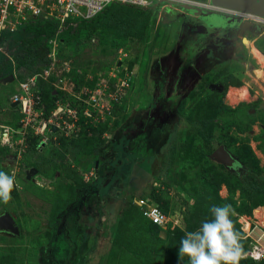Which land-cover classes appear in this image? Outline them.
<instances>
[{"label":"rangeland","instance_id":"rangeland-1","mask_svg":"<svg viewBox=\"0 0 264 264\" xmlns=\"http://www.w3.org/2000/svg\"><path fill=\"white\" fill-rule=\"evenodd\" d=\"M169 4H159L146 21L133 13L116 20L114 27L85 39L79 49H67V59L55 55L54 62L39 71L61 93L55 102L76 108V151L70 142L67 152L55 144L56 136L66 131L59 122L56 130H48L46 143L37 150L44 154L30 179L20 168L29 165L23 155L17 162L9 150L0 155V171L15 174L11 198L0 203V213L7 211L22 231V235L0 231V264H186L178 259L179 244L170 242L167 232L151 241L145 239L141 216L129 217L130 200L141 197L158 206L149 195L159 194V205H167L166 223L160 227L172 229L183 227L192 196L207 189L201 178L207 167L215 166L229 181V186L222 183L218 190L221 205L224 197L235 204L240 200L233 173L242 175L245 170L248 174L250 167L251 175L264 186V64L251 51L252 43L264 46V14L261 20L244 15L239 22L237 16L216 8H199L198 12L193 5ZM210 10L212 16L207 15ZM184 18L196 19L188 27L198 30L226 18L231 20L228 24L236 23L235 29L241 27L234 45L221 44V52L207 51L200 64L192 66L195 74L186 88L183 79L195 53L194 44L188 43V51L183 50L177 62L173 53L167 55L185 30ZM231 25L224 26L229 29ZM112 28L120 32L114 33L116 38L124 36L123 45L117 46L114 38H103ZM214 34L212 43H217L225 33ZM13 74L12 81H0V121L15 116L7 108L8 99L20 90L18 77L29 71ZM231 78L241 82L236 91H228ZM214 90L224 91L221 102L225 107L211 126L203 123L206 114L201 107ZM109 93H114V99H109ZM166 100L164 105H154ZM84 110L91 116L84 115ZM200 132L226 145L237 162L235 169L226 172L210 154L212 161L207 160ZM97 173L101 188L91 201ZM78 208L88 211L91 231L83 232L82 243L71 249L66 229L70 214ZM261 213L235 212V216L244 231L253 225L264 229Z\"/></svg>","mask_w":264,"mask_h":264},{"label":"trees","instance_id":"trees-1","mask_svg":"<svg viewBox=\"0 0 264 264\" xmlns=\"http://www.w3.org/2000/svg\"><path fill=\"white\" fill-rule=\"evenodd\" d=\"M158 6L159 4H153L149 7H137L119 2H111L100 12L89 19H76L74 21L68 19V21H66L65 27L57 33V46L55 55L58 59H67V57H69V54L67 55V49L73 48L74 51L79 49V45L84 43L85 39L90 40L92 37H96V33L102 29L114 27L116 20L121 21L122 18H126L130 13H133L140 15L143 17L144 21H146L149 18L151 12L158 9ZM57 26L58 25L56 21L47 17L39 16L29 19L17 30H2L0 32V46L4 51L2 50L0 53V79L13 72L20 73L24 70L29 71V74H23L24 77L19 76L18 78L25 79L31 75L39 73V71L43 70L44 68L46 69V67H48L52 61L51 57L49 56V53L51 52V43L48 40L55 36L57 32ZM115 32L119 31L115 28H112L111 32L108 34L104 33L102 36L107 40H113L114 38L113 41H115L116 39L118 41L117 46L123 45L125 41L124 36L116 38L114 34ZM256 47L264 54V46L261 43H258ZM75 74H77V72ZM228 85L238 87L241 85V82L236 78H231ZM33 90L34 95L39 100V106L43 111L42 117H39L38 119L47 117L54 109L56 105L55 100L61 97V93L57 91L58 89H55L54 86H52V82L50 80L46 81L42 79V77L37 78L36 85ZM223 95L224 91L214 90L205 98L201 107V109H204L205 111L204 114H206V116H204L206 120H204L203 123L213 126L214 118L225 107L221 102ZM47 97L49 98V101L46 100ZM7 106L11 112L10 114H14L15 116L0 122L16 127L17 119L20 117V114L15 107H11L9 104ZM106 129H108V126L105 129H100L98 134H103ZM72 134L73 135L70 136H65L63 134L57 135L55 138V144H57L60 149L62 147V151L67 152L68 147H66V145L67 142H70L72 144L71 149H75L76 151V135H78V132H74ZM200 136L205 142V149L203 150L205 157L210 162L212 160L208 155L218 144L215 143L212 135L210 134L208 135L205 132H200ZM38 138L39 137L37 135H32V132L30 131L26 141L27 147L23 152L24 160H27L29 165L34 166L36 169L39 168L41 164L40 158H43L44 154L43 152H38L35 148V143L37 142ZM99 141L101 143L104 142L103 139ZM7 153L8 150L5 147L0 146V155ZM118 157H120V154ZM31 158L32 160L30 161ZM226 170V172H231L228 169ZM250 172L251 168L248 167V174H246L245 170L242 175L240 173H233L234 179L237 184H239L241 190L240 200L237 204L231 201L230 198L224 197L222 199L225 204H231L235 209V212L240 215H251L254 208L264 205V186L262 182L257 180L255 176L251 175ZM201 176L202 183L206 184L205 186L207 189L199 190L198 193H195L192 196V203L190 208L186 210L183 227H173L172 229L161 228L142 215L139 207L133 202V198L130 200L129 217L134 220L138 215L141 216V220L143 222L139 223L147 233L145 239L151 241L152 238L158 236L160 232L165 231L170 238V242L179 244L181 236H183L186 231L195 230L202 219L209 217L208 209L211 205H221L220 199L218 197L220 185L223 183L226 186H229V181L225 174L218 173L214 166L212 169L207 167V169L201 173ZM98 180L97 173L96 178L92 183L93 185L91 186L93 189L90 194L91 201H93L95 193L99 191V188H101V186L99 187L98 185L100 183ZM95 184L98 186H94ZM149 197L151 200L156 201L160 211L165 212L167 205L166 202L165 204L163 203L159 205V203H161L159 194L153 192L150 193ZM93 206V203L89 204L90 208ZM84 213L85 217L83 216ZM70 216L72 218L69 220L66 230L67 234L71 237V240L67 242V245L72 249L74 247H78L82 243L83 232L91 231L90 226L87 224L91 219L88 216V211H84L81 208H78L76 213H71ZM231 219L233 221V227L240 233L242 254L247 249L248 239L242 238L243 231L241 229L240 223L237 221V216L234 215L231 217ZM19 235H22V231H20V229ZM238 264H264V259L260 260L259 262H255L248 257H240Z\"/></svg>","mask_w":264,"mask_h":264},{"label":"built area","instance_id":"built-area-1","mask_svg":"<svg viewBox=\"0 0 264 264\" xmlns=\"http://www.w3.org/2000/svg\"><path fill=\"white\" fill-rule=\"evenodd\" d=\"M111 2H119L137 7H149L155 4L178 3L191 4L199 7L210 6L207 2L199 0H0V32L2 30L14 31L29 19L43 16L56 21L57 32L48 41L51 43L49 56L54 62L57 46V33L66 25V21L76 19H88L102 10ZM248 17H255L246 14ZM71 24V22H70ZM51 62V63H52ZM50 63V64H51ZM48 73L44 71V76ZM41 74H34L25 79H20L19 92L13 93L8 104L16 102L20 117L17 119V126L13 127L7 123L0 122V146L5 147L17 162L21 159L27 147V136L29 132L39 138L35 143V148L39 151L46 143L48 130L53 132L59 122L62 124L65 136H70L77 128V111L72 105H62L58 101L50 115L42 117L43 111L39 106V100L34 95V87ZM45 78V77H44ZM116 90V89H115ZM114 90V91H115ZM109 99H114V93H109ZM84 115L91 116L87 110L82 111ZM94 120V117H93ZM141 197L133 201L140 209L143 216L148 218L158 226L164 227L166 223L165 214L158 209V206L150 204L148 200ZM242 238L248 239L247 249L241 257H248L255 262L264 259V229L257 225L250 226L243 230Z\"/></svg>","mask_w":264,"mask_h":264},{"label":"clouds","instance_id":"clouds-1","mask_svg":"<svg viewBox=\"0 0 264 264\" xmlns=\"http://www.w3.org/2000/svg\"><path fill=\"white\" fill-rule=\"evenodd\" d=\"M202 2H207L210 6L200 8H216L228 15L240 14L241 17L246 15L226 8L220 9L208 1ZM14 182V173L0 171V203L10 200ZM208 212L209 217L202 219L195 230L186 231L181 236L177 249L178 259L183 262L186 260V264H238L242 249L240 233L233 227L231 219L235 215V209L231 204H213Z\"/></svg>","mask_w":264,"mask_h":264},{"label":"water","instance_id":"water-1","mask_svg":"<svg viewBox=\"0 0 264 264\" xmlns=\"http://www.w3.org/2000/svg\"><path fill=\"white\" fill-rule=\"evenodd\" d=\"M210 3L214 6H219L222 8L230 9L233 11H237L239 13H246V14H252L260 16L264 14V0H210ZM193 7V6H192ZM194 8L198 9L195 11L200 12V7L194 6ZM211 13H207L208 16H212L214 14L213 10H210ZM205 15V13H203ZM237 16L240 20L241 15H234ZM221 19V18H220ZM218 21V20H217ZM220 21V22H219ZM220 23H227L231 20H228L227 18ZM226 24V25H227ZM215 25V24H214ZM232 25H236V23H233ZM223 26V25H222ZM14 79V74H8L0 79L1 82H10ZM16 105V102H11L10 106L14 107ZM55 130V129H54ZM210 157L215 160L218 163L223 164L226 167H233L235 165V159L230 154V152L225 148L223 144L218 145L211 153ZM96 165V163H95ZM37 169L34 166H30L29 168L25 169V176L26 179H30V176L32 174H36ZM0 231H5L12 233L14 235L19 234V228L14 222V218L7 212L3 211L0 213Z\"/></svg>","mask_w":264,"mask_h":264},{"label":"flooded vegetation","instance_id":"flooded-vegetation-1","mask_svg":"<svg viewBox=\"0 0 264 264\" xmlns=\"http://www.w3.org/2000/svg\"><path fill=\"white\" fill-rule=\"evenodd\" d=\"M187 17V16H186ZM193 18V17H192ZM222 19V18H221ZM183 20H185V24L186 25H183V29H185V30H191V28H189L188 26L190 25H193L194 23L192 22V21H195L196 19H192V21H190L189 22V20H186L185 18L183 19ZM191 20V19H190ZM221 22H223L222 20H221ZM239 22H240V20H239ZM243 22V24H245L246 25V22H248V21H242ZM196 24V23H195ZM223 25H226L225 23H222ZM221 24V25H222ZM227 25H231V24H227ZM244 26V25H243ZM236 28V26L234 25V26H232L231 25V28H225V29H222V32H224L225 34L223 35V37H221V39L220 40H218V42L216 43V41L215 42H213L212 43V39L213 38H215L216 36L214 35V36H212V38H211V36H210V38L208 39L209 41L207 42V46L202 50V51H200V53L197 55V57H196V59L192 62L191 60H190V64H189V68L188 67H186V73H185V75H184V79H183V85L185 86V88L188 86V82L190 81V79L193 77V74H195V71H194V69H193V67L192 66H194V64H200V58H202V56L203 55H206V52L208 51V53H214V51H216L217 53L218 52H221L222 51V49H221V44L223 45V47L224 46H227V47H230L231 45H234V43H236V34H237V32L239 31L238 29H241V27H238L237 29H235ZM185 30H183L182 32H184ZM220 33V32H219ZM211 40V41H210ZM239 41H240V39H239ZM218 43H220V44H218ZM178 54V55H177ZM177 54H174V56H173V58H174V62H177L178 60H180V58L178 57L180 54L179 53H177ZM237 57L238 58H242V54L240 53V51H237ZM166 60V57L164 58V60L162 61V63L164 62ZM174 64V63H173ZM201 64H203V61H201ZM173 67V66H172ZM182 84V83H181ZM229 86H231V85H229ZM182 94L183 93H181V94H179L178 95V97H177V99H179L180 98V96H182ZM168 100V99H167ZM167 100L166 101H164L163 103L162 102H159L158 104H156V103H154V105H159L160 103L162 104V105H164V104H166L167 103ZM177 101V100H176ZM154 105H152V107H155ZM176 105V104H175ZM175 105H173V106H171V107H169V109H172V108H174V106ZM167 106V105H166ZM222 144V143H221ZM220 145V144H219ZM224 145V144H223ZM218 145H216V147H217ZM225 146V145H224ZM215 147V148H216ZM214 148V149H215ZM226 148V147H225ZM228 150V149H227ZM231 154V153H230ZM236 161H235V165H236ZM235 165L233 166V167H226V166H224V167H226L227 169H235ZM30 166H32V165H28V166H25L24 164H22L21 165V170L23 171V173H25V169H27V168H29ZM238 167V166H237Z\"/></svg>","mask_w":264,"mask_h":264},{"label":"crops","instance_id":"crops-1","mask_svg":"<svg viewBox=\"0 0 264 264\" xmlns=\"http://www.w3.org/2000/svg\"><path fill=\"white\" fill-rule=\"evenodd\" d=\"M222 25L220 24V25L210 26V28H207L205 30L203 29L198 30L197 28L193 27L191 28V30H185L184 32L181 31L182 33H180V37L175 43V47L172 48L167 55L171 53L173 54H176L179 52L181 53L183 50L186 52V50L188 51L189 49L188 43L190 44L193 43L195 46V53L193 54V56H190L191 61L193 62L196 59L197 55L200 53V51H202L207 46V42L209 41L208 39L210 38V36L208 38L206 36V33H209V35L212 33L211 35L213 36L215 35L214 33L216 32L222 33V29L227 28V26H224V25L222 26ZM200 34L203 35L202 38L197 37V35H200ZM195 38H199L200 40H197L198 42L196 41L193 42V39ZM232 87H236V86H232Z\"/></svg>","mask_w":264,"mask_h":264},{"label":"bare ground","instance_id":"bare-ground-1","mask_svg":"<svg viewBox=\"0 0 264 264\" xmlns=\"http://www.w3.org/2000/svg\"><path fill=\"white\" fill-rule=\"evenodd\" d=\"M218 8H222V7H218ZM256 19L261 20L262 17L254 15ZM258 17V18H257ZM251 41V40H250ZM249 41V42H250ZM251 43V42H250ZM250 45V44H249ZM251 51L253 52L254 56L258 59L259 62H261L262 64H264V54L256 47L254 46V44L252 43V47H251ZM231 89H233L232 91H236V89H238V87H231L228 91H231ZM235 89V90H234ZM228 91L226 94V97L228 96ZM243 94V93H242ZM254 213L259 214L263 211V213H261L262 217L264 215V207L263 206H258L256 208H254ZM260 217V216H259ZM262 221V220H261ZM262 224V223H261Z\"/></svg>","mask_w":264,"mask_h":264}]
</instances>
